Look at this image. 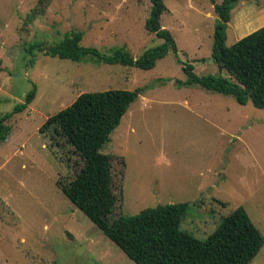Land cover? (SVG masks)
<instances>
[{
  "label": "rangeland",
  "instance_id": "rangeland-1",
  "mask_svg": "<svg viewBox=\"0 0 264 264\" xmlns=\"http://www.w3.org/2000/svg\"><path fill=\"white\" fill-rule=\"evenodd\" d=\"M220 2L165 0L162 25L198 75H229L212 57ZM251 5L264 0H239L232 9L228 46L261 23L250 21ZM151 10V0H0V116L11 114L0 140V264H137L66 195L63 185L85 160L58 145L63 139L52 130L40 131L88 91L142 88L101 150L124 160L119 215L190 202L182 229L205 240L243 205L264 235L263 109L187 85L173 51L152 69L46 54L81 30L85 46L138 57L164 42L146 28ZM34 85L33 102L15 112ZM102 200L92 201L97 209ZM250 264H264V246Z\"/></svg>",
  "mask_w": 264,
  "mask_h": 264
},
{
  "label": "trees",
  "instance_id": "trees-1",
  "mask_svg": "<svg viewBox=\"0 0 264 264\" xmlns=\"http://www.w3.org/2000/svg\"><path fill=\"white\" fill-rule=\"evenodd\" d=\"M238 1L222 0L215 4L219 19L212 57L220 70L228 71V76L198 75L193 64L182 61L174 36L161 22L167 11L165 0H151L152 10L146 21V28L164 42L138 57L127 49L106 54L96 47L85 46L81 30L67 35L46 54L75 62L95 56L103 63L152 69L173 51L183 64L187 85L198 84L207 90L234 96L242 105L251 101L264 110V26L231 46L226 43L232 9ZM141 92L142 88L84 92L41 126V132L52 130L53 139H63L57 140L58 145H70L85 160L76 179L63 185L66 195L137 264H250L264 246V235L243 205L225 215L205 240L182 229L190 202L159 204L130 216L118 214L123 205L124 160L122 156L102 154L101 150ZM36 94L34 85L25 102L16 105L15 112L25 110ZM10 116H0V140L10 133V126L5 124ZM100 197L103 200L97 209L92 201ZM109 215L117 216L111 221Z\"/></svg>",
  "mask_w": 264,
  "mask_h": 264
},
{
  "label": "crops",
  "instance_id": "crops-1",
  "mask_svg": "<svg viewBox=\"0 0 264 264\" xmlns=\"http://www.w3.org/2000/svg\"><path fill=\"white\" fill-rule=\"evenodd\" d=\"M245 1H249V0H245ZM252 6V9H250V11H248V15L249 16H253V20H250V21H254L253 24H255V22L257 21V17L260 19H262L260 22V24L258 25H254V28L252 31L264 26V5H258V6H254V5H251ZM258 20V22H259ZM251 31V32H252ZM250 32V33H251Z\"/></svg>",
  "mask_w": 264,
  "mask_h": 264
}]
</instances>
